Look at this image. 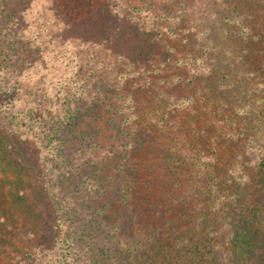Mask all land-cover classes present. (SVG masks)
I'll return each mask as SVG.
<instances>
[{"label": "trees", "instance_id": "1", "mask_svg": "<svg viewBox=\"0 0 264 264\" xmlns=\"http://www.w3.org/2000/svg\"><path fill=\"white\" fill-rule=\"evenodd\" d=\"M51 1L72 24L104 0ZM209 1L153 23L148 70L100 82L76 54H30L23 8L0 0V182L19 207L0 264H251L264 0Z\"/></svg>", "mask_w": 264, "mask_h": 264}, {"label": "rangeland", "instance_id": "2", "mask_svg": "<svg viewBox=\"0 0 264 264\" xmlns=\"http://www.w3.org/2000/svg\"><path fill=\"white\" fill-rule=\"evenodd\" d=\"M7 1L15 3V9L18 11L23 8L22 40L25 44L29 41L32 44L30 54L37 51L45 53L65 51L70 55L76 54L87 64L83 73L88 79L100 82L117 80L120 71L125 69L124 62L132 63L133 67L138 60L148 70L154 52L150 54L147 52L149 47H146L154 38L153 30L156 29L153 23L157 27L160 26L165 18L163 16L165 12L179 9L182 2H185V0H104L93 20L67 24L62 20L51 0ZM198 5L194 7L197 8ZM144 26H147V29ZM156 48L158 52L161 50L157 44ZM159 61L160 57L156 62ZM149 76L153 79V74ZM2 164L6 165L8 161ZM1 178H5L3 173L0 174ZM3 183L8 184V180L0 182V259L7 250L9 253L11 251L8 245L12 244L10 240L12 230L8 229V226L15 227L16 223L13 220L16 219L19 208L17 200L13 202V197L8 196L9 189L6 184L3 186ZM261 199L264 202V195ZM256 236L251 245L253 251L250 261L251 264H264V232L260 234L258 232Z\"/></svg>", "mask_w": 264, "mask_h": 264}]
</instances>
